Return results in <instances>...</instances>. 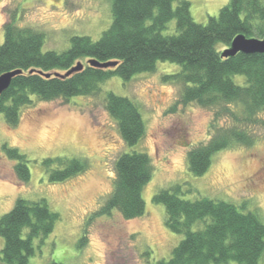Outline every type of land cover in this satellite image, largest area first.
<instances>
[{
    "label": "trees",
    "instance_id": "16d2710c",
    "mask_svg": "<svg viewBox=\"0 0 264 264\" xmlns=\"http://www.w3.org/2000/svg\"><path fill=\"white\" fill-rule=\"evenodd\" d=\"M174 2L112 0L113 20L102 36L94 40L88 35H75L70 47L61 52L43 50L44 33L17 25L16 18L6 22L0 44V75L22 70L0 94V113L6 122L16 125L22 107L31 104L33 96L55 100L92 95L114 75L129 80L137 73L155 71L158 61H170L181 69L164 79L182 85V102L215 109L211 125L214 134L206 143L189 150V170L196 176L203 175L220 150L237 144L253 145L256 128H264V53L222 54L239 34L264 37V0H230L207 23L195 21L189 0H180L176 6ZM173 20L175 31L165 33ZM81 59H87L82 68L68 74ZM92 59L117 63L102 68L92 65ZM236 75H243L244 82H236ZM105 106L127 145L137 144L146 128L137 104L110 91L105 95ZM223 117L228 124L220 125ZM3 147L8 157L16 161L14 171L19 179L28 181L31 172L26 155L17 147ZM43 164L51 181L69 179L88 167L80 157H47ZM115 168L113 191L99 214L117 210L127 220L143 216V190L153 171L149 154L123 152ZM182 193V186L175 184L153 195L154 202L165 206L166 226L183 237L169 258L150 264H260L264 256V222L257 213L243 212L232 202L210 197L186 199ZM59 218L60 214L50 208L45 198L19 197L0 216V235L4 239L0 261L30 264L35 240L43 243ZM146 255L149 257L150 251Z\"/></svg>",
    "mask_w": 264,
    "mask_h": 264
},
{
    "label": "rangeland",
    "instance_id": "374dc122",
    "mask_svg": "<svg viewBox=\"0 0 264 264\" xmlns=\"http://www.w3.org/2000/svg\"><path fill=\"white\" fill-rule=\"evenodd\" d=\"M189 1L195 21L207 23L230 0ZM13 18L19 26L44 33L43 50L61 52L70 47L75 35L94 40L102 36L113 20L112 0H0V44L4 24ZM175 26L176 20L171 21L165 33H173ZM180 69L177 63L158 61L155 71L137 73L129 80L110 77L92 95L55 100L33 96L13 126L0 113V216L19 197L45 198L60 214L44 242L35 240L30 264H150L169 258L183 235L166 226L165 206L154 202L153 195L175 184L182 186L183 198L229 201L243 212L257 213L264 222V128H256L253 145L220 150L206 173L194 175L188 168V153L214 134L215 109L182 102V85L164 79ZM234 79L243 83L245 77ZM110 91L130 98L143 115L145 133L133 146L127 145L106 109L105 95ZM219 122L229 123L225 117ZM4 144L26 155L31 172L28 181L15 173L16 161L5 153ZM132 151L146 152L151 158L152 178L143 190L145 214L129 220L117 210L99 214L114 188L117 158ZM58 156L83 158L88 167L69 179L51 181L43 160ZM3 246L0 235V252Z\"/></svg>",
    "mask_w": 264,
    "mask_h": 264
},
{
    "label": "water",
    "instance_id": "95a60500",
    "mask_svg": "<svg viewBox=\"0 0 264 264\" xmlns=\"http://www.w3.org/2000/svg\"><path fill=\"white\" fill-rule=\"evenodd\" d=\"M238 52L244 53H264V37L263 38H256V37H246L244 34L237 35L233 41L231 42L230 46L227 47L223 51V56H233L236 55ZM92 65H96L102 68H107L110 66H115L117 62L115 61H108V62H100L95 59L90 60ZM82 63L79 62L76 66H74L68 74H71L73 71L80 70L82 68ZM22 73L21 69L12 70L5 72L0 75V94L3 93L11 84L12 79L17 74Z\"/></svg>",
    "mask_w": 264,
    "mask_h": 264
}]
</instances>
